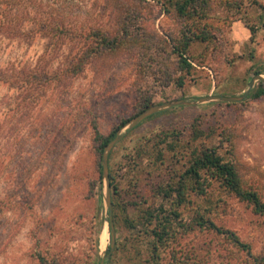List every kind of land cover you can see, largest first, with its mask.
I'll use <instances>...</instances> for the list:
<instances>
[{
    "label": "rangeland",
    "instance_id": "374dc122",
    "mask_svg": "<svg viewBox=\"0 0 264 264\" xmlns=\"http://www.w3.org/2000/svg\"><path fill=\"white\" fill-rule=\"evenodd\" d=\"M174 1H13L0 28L1 64L26 58L28 66L47 65L52 74L66 69L73 46L66 39L48 35L33 47L15 42L16 49L3 51L12 28L36 26L32 17L117 32L118 13L129 3L139 31L76 78L37 91L28 111L24 92L17 91V119L5 117L13 93L0 83V264H42L40 257L49 264H100L111 243L110 212L93 127L108 136L141 114L145 99L151 107L191 104L122 130L109 157L116 246L107 264H258L256 258H264V216L217 179L204 176L203 189L189 190L178 208L164 193L189 168L195 150L211 148L264 201V98H249L262 82L242 102L195 104L208 96L241 97L253 77H264V0H207L204 12L191 17L179 16ZM186 43L194 69L183 71L177 52ZM162 210L164 217L179 215L171 216L175 232L155 252L149 215ZM200 217L235 233L251 254L228 235L199 226Z\"/></svg>",
    "mask_w": 264,
    "mask_h": 264
},
{
    "label": "trees",
    "instance_id": "16d2710c",
    "mask_svg": "<svg viewBox=\"0 0 264 264\" xmlns=\"http://www.w3.org/2000/svg\"><path fill=\"white\" fill-rule=\"evenodd\" d=\"M13 1L14 0L6 3L0 1V28H2L4 22H8L10 19L9 12L13 9ZM170 1L171 0H169V2ZM172 5L175 7L179 16L191 17L193 14L198 15L199 13L204 12L207 5V0H176ZM27 9L28 6H24L23 10L27 11ZM118 14L121 16L120 26L118 27L117 32H115V30H105L96 26H92L88 29L72 28L71 26L68 27L65 25L64 22L57 21L42 23L35 17H32V20L35 22L34 25L36 26L31 25L27 28V30H20L22 32L19 31L18 33L17 28H12V37L10 38V41H8L6 47L3 49L4 52H7V49L9 48L11 50L16 49L12 45L13 43L15 44V42H18L19 45L28 43L30 47H33L38 44V42L47 38L46 36L48 35L49 37H52L51 39L58 37L59 40H69L71 43H73V46L66 60V69L55 74L50 73L49 67L47 65L39 68L28 66V59L26 60V58L20 62H17L16 59H12L7 63H0V83L7 85L10 92L13 93V95L10 97L11 103L5 108V117L9 115V117H12V119H17V91L24 92L23 102L26 103L24 109L28 111V104L30 105L32 102L30 98L37 91H42L53 81L61 83L68 79L76 78L84 72L88 65L96 63L97 59H99L103 54L115 51L125 42H132L134 39H136L135 34L136 31H139V29L136 26L138 12L135 6L129 3L123 4L121 11ZM36 16H38L37 13ZM42 17L46 18L45 15ZM189 46L190 43H186L182 48H179L177 52L180 58V69L183 71L194 69L190 63L192 57L190 55L188 57L187 55ZM58 70H60V68ZM256 74H261V72H257ZM249 98H264V84L260 83V86L250 94ZM151 105L152 101L145 99L143 101L144 108L141 112L151 107ZM127 122L128 121H123L108 136L102 135L98 130L97 125L94 124L93 129L95 131V142L98 143L97 154H99L100 159H102L104 148L116 137L118 131L121 130L127 124ZM99 171L100 180L103 181L102 168ZM204 176L217 179L226 190L234 193L242 201L250 204L257 214L264 216V201L258 192L253 191L252 189L244 188L236 166L229 162H225L223 158L218 155L217 151L211 148L197 149L192 153L189 168L180 176V180L176 186L165 190V198L175 197L176 207H181L186 201L187 192L189 190L194 189L201 191L203 189L202 187L206 181ZM110 179L112 192L114 193L116 190L115 178L111 170ZM160 212L161 213H152L149 215L151 218L149 224L153 225V222H155V226L151 231V237L153 238L152 247L155 252L157 251L159 244L163 245L164 243L168 242L175 232L176 228L174 227L171 216L176 215L174 217L177 218V215H179L177 212H174L172 215L169 214L168 216L164 217L161 215L164 214V210ZM198 224L202 227H209L219 234L228 235L238 247L251 254V246L241 242L240 238L235 233L218 228L214 223L209 220H204L202 217L199 218ZM98 242L99 240H97V243ZM109 251L110 247L108 249V252ZM40 259L42 264H49L45 258L40 257ZM255 261L258 264H264L263 257H257Z\"/></svg>",
    "mask_w": 264,
    "mask_h": 264
},
{
    "label": "water",
    "instance_id": "95a60500",
    "mask_svg": "<svg viewBox=\"0 0 264 264\" xmlns=\"http://www.w3.org/2000/svg\"><path fill=\"white\" fill-rule=\"evenodd\" d=\"M257 81H260L264 83V77L263 75H256L252 78L248 90L245 92V94L241 97H225V96H208V97H202L197 98L196 103H203L208 101H222V102H228V103H238L245 100L250 92L254 89L255 83ZM191 102L188 99L173 101V102H167L160 105H154L147 110L143 111L141 114H139L137 117L132 119L130 122H128L121 130L118 131L116 137L110 141L107 146L104 148V152L102 155V161H101V167H102V176L103 179L106 182V195H105V202L106 206L109 209L110 212V236H111V243H110V251L107 254L105 258H103L100 262V264H107V262L111 259L113 251L116 246V230L114 226V219H113V202H112V187H111V179H110V168H109V157L111 151L115 148V146L121 142V140L124 137V134H122V130L125 128H128L129 130L134 129L137 127L142 121L147 119L148 117L173 107L183 106V105H190Z\"/></svg>",
    "mask_w": 264,
    "mask_h": 264
},
{
    "label": "bare ground",
    "instance_id": "6f19581e",
    "mask_svg": "<svg viewBox=\"0 0 264 264\" xmlns=\"http://www.w3.org/2000/svg\"><path fill=\"white\" fill-rule=\"evenodd\" d=\"M108 239H109L108 230H105V232L101 236V240H102L101 247H102V249L106 248V246L108 244Z\"/></svg>",
    "mask_w": 264,
    "mask_h": 264
}]
</instances>
